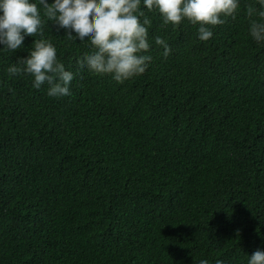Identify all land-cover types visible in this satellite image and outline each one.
I'll list each match as a JSON object with an SVG mask.
<instances>
[{"label": "trees", "instance_id": "1", "mask_svg": "<svg viewBox=\"0 0 264 264\" xmlns=\"http://www.w3.org/2000/svg\"><path fill=\"white\" fill-rule=\"evenodd\" d=\"M250 3L207 41L145 11L152 59L119 84L78 70L88 44L46 22L75 75L64 98L5 71L35 37L0 51V264H247L264 249V42L248 35Z\"/></svg>", "mask_w": 264, "mask_h": 264}, {"label": "clouds", "instance_id": "2", "mask_svg": "<svg viewBox=\"0 0 264 264\" xmlns=\"http://www.w3.org/2000/svg\"><path fill=\"white\" fill-rule=\"evenodd\" d=\"M240 0H0V51L22 48L26 36L35 37L27 54L9 63L10 76L21 73L31 76V86H47V95L64 98L72 95L75 75L66 71L57 58L52 39L43 35L46 22L63 30L69 42L87 43L89 51L77 58L78 70L87 69L94 75H107L122 83L145 72L152 57L148 54L151 18L145 11L158 14L163 25L173 28L182 20L196 25V38L209 40L211 26L233 17ZM248 35L257 43L264 42V0L246 5ZM153 43L167 57L170 48L160 35ZM197 264H210L207 259ZM214 264H224L217 259ZM247 264H264V249L247 255Z\"/></svg>", "mask_w": 264, "mask_h": 264}]
</instances>
